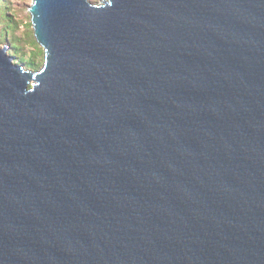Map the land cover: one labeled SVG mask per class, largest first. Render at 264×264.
<instances>
[{"label":"water","instance_id":"obj_1","mask_svg":"<svg viewBox=\"0 0 264 264\" xmlns=\"http://www.w3.org/2000/svg\"><path fill=\"white\" fill-rule=\"evenodd\" d=\"M28 11L43 66L0 42V264H264V0Z\"/></svg>","mask_w":264,"mask_h":264},{"label":"trees","instance_id":"obj_2","mask_svg":"<svg viewBox=\"0 0 264 264\" xmlns=\"http://www.w3.org/2000/svg\"><path fill=\"white\" fill-rule=\"evenodd\" d=\"M8 8L5 0H0V24L3 26L0 30V42H9L11 47H9L8 53L15 57L18 63L25 64L27 69L39 70L44 63V51L34 39L33 34L28 32L25 38L19 35L18 24L14 22L8 15ZM26 44L32 46L33 51L30 52L28 59L26 56Z\"/></svg>","mask_w":264,"mask_h":264},{"label":"rangeland","instance_id":"obj_3","mask_svg":"<svg viewBox=\"0 0 264 264\" xmlns=\"http://www.w3.org/2000/svg\"><path fill=\"white\" fill-rule=\"evenodd\" d=\"M92 2L99 0H91ZM8 15L11 19L18 24V34L25 38V35L31 32L34 36L33 27L31 23V17L28 11L29 6L32 4V0H5ZM2 25L0 24V30L2 29ZM35 39V36H34ZM1 46L11 47L9 42H1ZM42 48V47H41ZM33 51L31 45L26 44V56L25 59H28L31 55L30 52ZM25 65V64H24Z\"/></svg>","mask_w":264,"mask_h":264}]
</instances>
